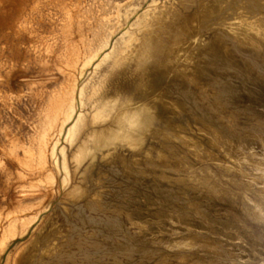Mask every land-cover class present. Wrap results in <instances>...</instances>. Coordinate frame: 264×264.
Returning a JSON list of instances; mask_svg holds the SVG:
<instances>
[{
  "label": "bare ground",
  "instance_id": "6f19581e",
  "mask_svg": "<svg viewBox=\"0 0 264 264\" xmlns=\"http://www.w3.org/2000/svg\"><path fill=\"white\" fill-rule=\"evenodd\" d=\"M176 1L0 0V264H29L41 253L53 255V247L37 244L44 228L40 216L52 207L64 210L68 207L64 200L86 194L88 179L84 171L78 175L79 157L87 158L82 168L86 170L88 157L96 150L101 156L114 153L117 146L141 150L147 124L155 114L148 109L162 102L164 89L177 76L191 77L196 68L201 71L198 56H182L184 30L190 29L184 19L192 20L191 15L198 12L221 14L216 26L203 24L209 31L200 41L192 35L201 50H207L206 42L220 30L240 45L251 48L252 41L264 51V18L252 17L255 12L252 16L235 8L225 12L226 5L219 7L224 0H189L186 7L166 14L165 5ZM181 60L184 65H179ZM144 105L147 108L137 127L135 114ZM11 116L27 127L24 135L4 123ZM16 181L26 184L16 191ZM26 197L38 200L26 202ZM45 236L49 234L43 241L49 239Z\"/></svg>",
  "mask_w": 264,
  "mask_h": 264
},
{
  "label": "rangeland",
  "instance_id": "374dc122",
  "mask_svg": "<svg viewBox=\"0 0 264 264\" xmlns=\"http://www.w3.org/2000/svg\"><path fill=\"white\" fill-rule=\"evenodd\" d=\"M188 1L166 4L165 13L181 10ZM253 1L224 0L219 7L228 5L231 10L225 6L223 11L235 8L264 18V0ZM197 14L183 20L190 33L184 30L186 46L181 43V48L186 49L182 56H198L201 71L196 68L191 77L182 74L167 85L163 103L150 111L155 114L141 150L117 146V151L103 156L96 150L86 170L82 168L87 158L79 157L78 175L84 171L88 179L86 194L64 200L69 208L52 207L41 214L44 228L37 244L53 247L55 258L41 253L29 264H264V51L256 42L250 41L251 48L240 45L220 30L206 42L210 51L201 50L197 41L218 24L221 14ZM255 61L259 64L254 67ZM168 102L172 105H165ZM4 123L22 135L27 132L13 116ZM22 183L26 184L16 181V191ZM45 234L51 241H43Z\"/></svg>",
  "mask_w": 264,
  "mask_h": 264
},
{
  "label": "clouds",
  "instance_id": "9594fccd",
  "mask_svg": "<svg viewBox=\"0 0 264 264\" xmlns=\"http://www.w3.org/2000/svg\"><path fill=\"white\" fill-rule=\"evenodd\" d=\"M143 108H147V105H144L141 108V110L138 113L135 114L136 115V120H137V127L139 126V123L142 120V117L144 115ZM148 110L151 111V109H148Z\"/></svg>",
  "mask_w": 264,
  "mask_h": 264
}]
</instances>
